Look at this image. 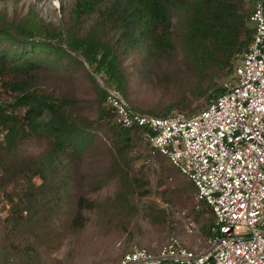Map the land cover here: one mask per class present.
Segmentation results:
<instances>
[{
	"label": "trees",
	"instance_id": "trees-1",
	"mask_svg": "<svg viewBox=\"0 0 264 264\" xmlns=\"http://www.w3.org/2000/svg\"><path fill=\"white\" fill-rule=\"evenodd\" d=\"M253 6L254 0H74L68 19L58 23L33 8L8 15L0 7V83L10 97L0 98V195L6 204L0 264H13L16 257L19 264H41L44 253L58 249L61 234L85 225L87 212L100 208L98 216L105 217L137 207L149 186L147 166H136L140 128L114 122L105 88L115 87L141 114L167 117L176 108L188 117L198 114L224 93V80L234 76L251 43ZM131 50L143 56L140 74L179 55L191 77L164 104L138 108L123 87V63ZM65 71L92 83L93 97L49 90L52 74L60 73L61 81ZM95 76L106 83L104 89ZM32 139L45 144L37 155L22 151ZM147 145V159L162 156ZM92 148L102 167L89 180L81 169ZM183 176L180 183L196 198L194 184ZM110 182L115 193L99 203L87 195ZM191 214L208 241L215 226L211 206L197 201Z\"/></svg>",
	"mask_w": 264,
	"mask_h": 264
},
{
	"label": "built area",
	"instance_id": "built-area-1",
	"mask_svg": "<svg viewBox=\"0 0 264 264\" xmlns=\"http://www.w3.org/2000/svg\"><path fill=\"white\" fill-rule=\"evenodd\" d=\"M249 23L253 37L235 81L192 117L141 114L115 87L105 88L114 122L140 128L141 138L192 181L196 200L215 216L200 252L170 239L156 253L134 247L117 264H264V0H254ZM5 205L0 195V217Z\"/></svg>",
	"mask_w": 264,
	"mask_h": 264
},
{
	"label": "rangeland",
	"instance_id": "rangeland-1",
	"mask_svg": "<svg viewBox=\"0 0 264 264\" xmlns=\"http://www.w3.org/2000/svg\"><path fill=\"white\" fill-rule=\"evenodd\" d=\"M73 5L74 0H0V7L8 15H23L33 8L47 22L54 23H58L60 19L67 20ZM142 57L137 50H131L123 63L124 91L138 108L148 109L161 101L164 104L173 96L178 83L191 77L179 55L158 63L152 73L140 74L144 72ZM86 67L88 68L87 65ZM65 72L69 74L62 72L65 79L61 81L57 79L60 73L54 72L47 82V88L63 92L75 90L84 100L93 97L92 83L80 75ZM95 77L98 85L104 89L106 83L100 76ZM233 78L234 76L224 80L223 86L226 82H232ZM0 98L10 100L1 83ZM105 105L109 109L106 103ZM87 106L88 110L93 105L89 103ZM175 111L184 114L178 108ZM44 147L42 140L32 139L23 145L22 151L37 155ZM147 150L148 145L142 139V145L135 154L139 156L136 166H147L145 174L149 186L137 207L131 210L124 208L114 216L105 217L98 216L97 211L100 208L87 212L85 225L76 230L67 229L66 233L61 234L60 246L57 250L44 253L41 264H114L134 247L156 250L170 239H177L182 245L196 252L207 247V241L200 236L198 224L191 214V208L197 202L195 195L180 183L185 177L164 156L158 157L162 165L157 157L147 159ZM98 164L102 162L94 156L92 148L84 155L81 169L88 175L89 180L94 179L90 178L93 177L94 170L97 172L101 169L102 166ZM115 190L116 185L110 182L100 192L87 195L99 203L105 197L113 195ZM12 260L13 264H19L17 257Z\"/></svg>",
	"mask_w": 264,
	"mask_h": 264
}]
</instances>
